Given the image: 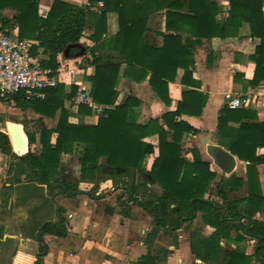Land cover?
Wrapping results in <instances>:
<instances>
[{
    "label": "crops",
    "instance_id": "1",
    "mask_svg": "<svg viewBox=\"0 0 264 264\" xmlns=\"http://www.w3.org/2000/svg\"><path fill=\"white\" fill-rule=\"evenodd\" d=\"M64 1L87 7L86 2L96 4L100 0ZM209 1L219 9L214 21L221 28L230 17V2ZM52 3L53 0H39L38 14L44 10L49 13ZM101 7L99 5L95 10L87 8L100 12ZM262 8L264 12V1ZM16 13L15 9L9 7L0 10V30L17 35ZM106 21L104 37L119 30L118 14L115 11L107 12ZM147 27L144 39L151 47L163 46L162 33H175L165 29L164 9L149 15ZM93 32L94 28L87 26L81 39L72 44V47L77 48L76 52L71 54L66 49L58 55L59 65L56 68L45 66L57 71V84L63 85L65 93L73 91L64 100L71 122L95 124L99 120L89 117L91 109L88 105V112L84 113L79 110V106L84 103L76 105L73 102L80 86L91 94L89 78L95 73L91 48L96 44L91 38ZM180 33L195 37L186 31ZM36 40L38 43L33 46L37 47V51L31 54L43 67L41 62L46 55L39 45V39ZM260 42V37L252 34L247 21H242L237 29L231 27L226 36L202 38L201 43L193 48L192 75L183 83L184 69L179 67L174 79L168 80V102L158 97L149 81V75L137 79L131 74H121L117 78L116 102H122L129 96L138 101L129 108L128 120L145 124L151 118L158 119L166 131V141L179 145L178 158L192 162L195 158L194 150H197L200 159L208 162L210 170L215 172L206 195L217 200H221L218 194L221 190L232 200L248 195L249 166H254L252 179L257 181L264 194V162L255 164L252 159L254 156H264V145L257 144L253 150L252 142L247 144L248 141H239L235 144V137L244 133L240 128L242 122L255 124L264 121V80H253L257 62L255 52ZM71 75H74L75 81L70 80ZM184 91H189L187 111L179 112L177 108ZM229 94L241 98V103L230 105ZM59 114L60 109L54 117L46 116L32 107L17 105L9 95L0 97V131L9 135L11 150H17L20 154L23 150L19 151L14 144L17 143L16 133L21 134L22 144L24 142L27 146V133L35 132L38 139L40 128L55 127ZM220 116L226 118V127L223 129L225 139H234L237 152L244 158H238L221 143ZM143 140L151 143L154 149L144 157L141 168H130L125 172L123 168H118L119 172H112L110 166L105 165L104 173L96 174L94 179L80 180L81 143L76 144L73 153H62L59 178L71 180L81 191L94 187L96 193L107 192L99 199L81 191L61 193L46 184L33 181L28 175L29 171L18 173L12 170L9 173L10 162L18 157L12 156L10 151L9 161L2 162V155L7 153L0 150V264H33L39 253L42 255L38 264H137L148 251V233L154 225L152 213L131 198L160 196L163 193V187L158 181L148 182L151 177L148 171L159 155V135L155 132L144 136ZM210 143L221 145L235 156V165L229 173L217 166L207 152ZM32 146L38 147L39 144L37 142ZM247 147L250 151L246 150ZM99 162L105 163L106 158L99 157ZM203 213L202 210L197 211L193 219L183 222L175 231L164 227L158 230L153 245L164 249L165 254L155 264H223V252L217 260H202L191 250V232L197 231L207 236L215 229L204 221ZM60 216L65 219V236L38 232L44 221L58 222ZM254 218L264 221V213L259 210ZM241 221L248 222L246 218ZM256 243L255 237L245 234L234 222L228 224L227 234L220 240L222 251L240 249L252 256L250 264H262L253 256Z\"/></svg>",
    "mask_w": 264,
    "mask_h": 264
},
{
    "label": "trees",
    "instance_id": "2",
    "mask_svg": "<svg viewBox=\"0 0 264 264\" xmlns=\"http://www.w3.org/2000/svg\"><path fill=\"white\" fill-rule=\"evenodd\" d=\"M263 1L229 0L230 17L225 25L219 28L214 21L219 9L209 0H102L100 12L68 1L53 0L46 18L38 14L39 0H0V10L9 7L17 11L16 36L22 39H39V45L46 55L41 62L43 67L56 68L59 65L58 55L66 49L71 54L76 52L77 48L72 47V44L81 39L87 26L94 28L91 38L96 44L91 48V52L94 55L92 62L95 65V73L89 80L91 95L103 108V114L95 124L71 122L70 112L64 106V100L70 97L73 91L65 93L62 84L48 87L43 98L26 99L21 92L10 94L17 105L32 107L50 117H54L58 109L60 114L55 127L40 128L38 139L35 132H28L27 146L24 142L21 145L14 143L17 149L23 152L10 162L8 172L29 171L28 175L33 181L46 184L49 188L51 184L60 182L66 190L61 186L56 189L64 194L81 191L71 180L59 178L62 153H73L76 144L81 143L83 149L80 154V180L94 179L96 174L104 173L105 165H109L112 172H119L118 168H123V172L130 168H141L144 157L154 149L143 137L156 132L159 135V155L148 171L151 175L148 182L158 181L163 187V193L160 196L131 198L152 213L154 225L148 233V251L137 264H155L164 256L165 250L153 245V238L161 227L175 231L183 222L193 219L199 210L204 211V221L215 229L207 236L197 231L191 232L190 245L196 257L202 260H217L223 252V264H250L252 256L240 249L222 251L221 237L227 234L228 224L234 222L245 234L256 238L253 256L264 264V221L254 218L257 211L264 213V194L261 193L257 181L252 179L254 166H249L248 169L250 191L246 197L232 200L221 190L218 192L221 200L211 198L206 195V191L211 180L215 178V172L210 170L208 162L200 159L198 151L194 150L195 158L192 162L178 158L179 145L166 141V131L158 119L151 118L145 124L128 120L129 108L138 103L136 98L129 96L122 102H116V82L121 74H131L137 79L149 75V81L158 97L165 98L168 102V80L174 79L177 69H184L183 83L192 75L195 45L200 44L202 38L226 36L231 27L237 29L242 21H247L252 34L261 39L255 52L257 62L253 80H264ZM163 9L165 29L175 33H162L163 46L151 47L144 39L148 30L147 20L151 13ZM109 11L118 14L119 30L104 37L106 14ZM183 31L192 33L195 37L183 36L180 33ZM36 51L37 47L33 46L31 53ZM188 94L189 91L183 92V99L177 108L179 112L187 111ZM6 96L8 95L0 92L1 98ZM79 110L88 112L86 104H81ZM224 127L226 118L220 116L221 143L240 159L244 157L237 152L235 145L239 141H248L247 144L252 142L253 150L257 144L264 145V121L255 124L242 122L240 128L244 133L235 137V144L234 139H225ZM37 142L39 146L33 147ZM11 149L9 135L0 131V150L10 154ZM246 150L250 151L248 147ZM101 156L106 158L105 163L99 162ZM252 159L255 164L264 162V156H254ZM29 165L40 174L31 170ZM90 190L96 191L94 187ZM242 218H246L248 222L243 223ZM38 232L65 236L64 217L60 216L58 222L44 221ZM41 255L39 253L33 264L41 262Z\"/></svg>",
    "mask_w": 264,
    "mask_h": 264
},
{
    "label": "built area",
    "instance_id": "3",
    "mask_svg": "<svg viewBox=\"0 0 264 264\" xmlns=\"http://www.w3.org/2000/svg\"><path fill=\"white\" fill-rule=\"evenodd\" d=\"M89 9L95 10L102 1L96 4L86 2ZM46 18L48 11L39 12ZM36 39H22L13 34L0 30V92L2 94H16L21 92L26 99L43 98L48 87L56 86L59 81L57 71L50 67H41L33 58L31 49L37 44ZM75 81L74 75L70 77ZM242 99L228 95L230 105H239ZM74 104L84 103L91 109L89 117L97 119L103 114V108L98 104L89 91L80 86L73 98Z\"/></svg>",
    "mask_w": 264,
    "mask_h": 264
},
{
    "label": "water",
    "instance_id": "4",
    "mask_svg": "<svg viewBox=\"0 0 264 264\" xmlns=\"http://www.w3.org/2000/svg\"><path fill=\"white\" fill-rule=\"evenodd\" d=\"M16 138H17L16 139L17 143L19 142L18 144H22L21 134L16 133ZM207 152L213 158L215 164H217V166H219L224 172L229 173L233 169L235 162H236V158L229 150L225 149L224 147H222L219 144L210 143L207 145ZM11 154L14 157H19L21 155L20 153H18L17 150H11ZM29 167L32 170L38 171L37 169L31 167V165H29ZM38 173L40 174L39 171H38ZM59 186H61L63 190H66V187L64 185H62L60 182H57V183L50 185V187H52V188H56ZM81 192H84V193L90 195L92 198H95V199L102 198L107 193V192L96 193L92 190H84ZM72 193H75V191Z\"/></svg>",
    "mask_w": 264,
    "mask_h": 264
},
{
    "label": "rangeland",
    "instance_id": "5",
    "mask_svg": "<svg viewBox=\"0 0 264 264\" xmlns=\"http://www.w3.org/2000/svg\"><path fill=\"white\" fill-rule=\"evenodd\" d=\"M2 156H3L2 162H6L7 163L9 161V155L8 154H5V155H2ZM74 162H75V159H74ZM73 171H75L74 166H73Z\"/></svg>",
    "mask_w": 264,
    "mask_h": 264
}]
</instances>
